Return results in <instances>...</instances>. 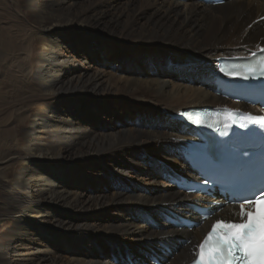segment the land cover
<instances>
[{"label": "bare ground", "instance_id": "6f19581e", "mask_svg": "<svg viewBox=\"0 0 264 264\" xmlns=\"http://www.w3.org/2000/svg\"><path fill=\"white\" fill-rule=\"evenodd\" d=\"M263 8L264 0H0V264H121L126 253L134 263L140 252L137 264L190 261L214 218L191 231L165 222L191 218L184 201L199 197L162 178L193 179L178 153L195 131L170 116L242 108L208 83L217 58L246 57L226 51H255L264 40V24L248 21ZM107 55L122 60L107 66ZM105 117L120 127L105 130Z\"/></svg>", "mask_w": 264, "mask_h": 264}, {"label": "snow or ice", "instance_id": "6c2138e0", "mask_svg": "<svg viewBox=\"0 0 264 264\" xmlns=\"http://www.w3.org/2000/svg\"><path fill=\"white\" fill-rule=\"evenodd\" d=\"M236 202L240 222L217 220L200 245L196 264H264V189Z\"/></svg>", "mask_w": 264, "mask_h": 264}, {"label": "rangeland", "instance_id": "374dc122", "mask_svg": "<svg viewBox=\"0 0 264 264\" xmlns=\"http://www.w3.org/2000/svg\"><path fill=\"white\" fill-rule=\"evenodd\" d=\"M245 1H248V0H245ZM252 7H255L254 5H252ZM262 13V14H261ZM264 15V8L260 11V12H255V13H253L251 16H250V18L248 19V21H251V20H253L254 21V25H256V26H259V24L261 25V24H264V21H262V22H257L256 23V20H258L260 17H262ZM258 17V18H257ZM262 38H264L263 36H261ZM257 46H253L252 47V49H257V47H259V45H262V46H264V41H261V42H257V44H256ZM249 52H250V50H248V51H245V50H243V49H241V48H239V49H236V50H228V51H226L225 52V54L226 55H230V56H235V55H248L249 54ZM112 55H120V56H122V54L120 53V52H118L117 54H115L114 52H113V54ZM120 56H119V61H116V59H117V57H112V59H110V61H109V58H110V56H106V65L107 66H109L110 64L112 65H117L118 66V64H119V62L122 60V58H120ZM97 66V65H96ZM186 66H191L192 68H194V69H197V68H199V66H201V64H187ZM106 70H110V69H106ZM33 75H34V72L32 73V77H33ZM184 111H186V109H183ZM118 113H119V115H118ZM116 115H118L119 116V120H120V123H127V121H126V118H125V115H123V111L121 110V111H117V113H116ZM102 117V116H101ZM108 120V121H106V120ZM171 120V119H170ZM102 122H104L105 121V123H103V124H105L104 126H105V130H108V131H114V130H117L118 129V127H120V123L119 122H114L113 124H111V123H109V119L107 118V117H105L104 119H102L101 120ZM172 122H174L173 120H171ZM108 124H110V125H108ZM132 124L135 126V127H139L140 125H139V123H138V121L135 119L134 120V118L132 117L131 118V123L129 122L128 123V125L129 126H132ZM156 124V123H155ZM177 163L179 164V162L177 161ZM180 165V164H179ZM181 166V165H180ZM160 167H159V165H157L156 166V168H155V173H156V177H158L159 178V176H158V173L160 172V171H162V169H159ZM160 181H162L161 179H160ZM137 185H139L140 186V184L139 183H137ZM125 187L121 184V183H119L118 185H117V188H114V190H120V191H123V192H125ZM172 190H174L175 191V188H174V186L172 185V188H171ZM102 192L103 194L105 193V194H109V193H111V190H106V189H100V190H98V192ZM159 192H162L160 189H159ZM194 200L192 199V198H189V199H186L185 201H184V205H186V203H189V202H193ZM166 217V216H165ZM164 218V217H163ZM140 219H141V217H140ZM145 221V220H144ZM191 234H193V233H191ZM199 241H200V238L198 239V242H197V244H196V246L194 247V249H193V251L191 250V254H194V252H195V249H196V247H197V245H198V243H199ZM187 242H189V240H187ZM185 244V243H184ZM135 245V244H134ZM132 243H128L127 245H125L128 249H131L132 247L134 248L135 246H134ZM186 245H188V243L186 244ZM189 246V245H188ZM164 250H165V252H167L169 255L171 254V251H172V248H171V246H168V247H165L164 248ZM124 252H126L127 250H123ZM174 254H176L177 253V249H175V250H173L172 251ZM129 253V252H128ZM149 253V252H148ZM140 254H141V252L140 253H137V254H135V255H133L134 256V259H135V262L134 263H132L131 261H130V259H129V256H132V254L131 253H129V254H124V256H122L121 257V264H137V263H141L142 261L139 259V257L138 256H140ZM146 254V253H145ZM153 261V259H151V262ZM160 262V261H159Z\"/></svg>", "mask_w": 264, "mask_h": 264}]
</instances>
